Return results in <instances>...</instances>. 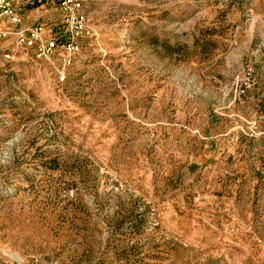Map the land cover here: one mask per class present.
<instances>
[{
    "label": "rangeland",
    "instance_id": "obj_1",
    "mask_svg": "<svg viewBox=\"0 0 264 264\" xmlns=\"http://www.w3.org/2000/svg\"><path fill=\"white\" fill-rule=\"evenodd\" d=\"M82 2L0 45V264H264V0Z\"/></svg>",
    "mask_w": 264,
    "mask_h": 264
},
{
    "label": "built area",
    "instance_id": "obj_2",
    "mask_svg": "<svg viewBox=\"0 0 264 264\" xmlns=\"http://www.w3.org/2000/svg\"><path fill=\"white\" fill-rule=\"evenodd\" d=\"M28 0H0V45L13 40L16 46L34 49L37 58L49 61L60 51L62 69L59 80H64V68L70 65L79 51L78 38L87 32V18L82 0H56L66 39H44L41 27H23L21 10ZM40 3L42 0H34ZM11 28V29H9ZM7 55V54H5Z\"/></svg>",
    "mask_w": 264,
    "mask_h": 264
},
{
    "label": "crops",
    "instance_id": "obj_3",
    "mask_svg": "<svg viewBox=\"0 0 264 264\" xmlns=\"http://www.w3.org/2000/svg\"><path fill=\"white\" fill-rule=\"evenodd\" d=\"M9 29H11V28H9Z\"/></svg>",
    "mask_w": 264,
    "mask_h": 264
}]
</instances>
